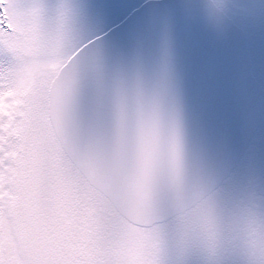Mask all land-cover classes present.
<instances>
[{"label": "snow or ice", "instance_id": "snow-or-ice-1", "mask_svg": "<svg viewBox=\"0 0 264 264\" xmlns=\"http://www.w3.org/2000/svg\"><path fill=\"white\" fill-rule=\"evenodd\" d=\"M0 264H264V0H0Z\"/></svg>", "mask_w": 264, "mask_h": 264}, {"label": "water", "instance_id": "water-1", "mask_svg": "<svg viewBox=\"0 0 264 264\" xmlns=\"http://www.w3.org/2000/svg\"><path fill=\"white\" fill-rule=\"evenodd\" d=\"M135 134H136V139H137L138 145L143 147L148 140L147 134L145 133L144 130L139 129V128L136 130ZM190 186H191V190H192L193 194H195V195H200L202 192L206 191L207 179H206L205 175L203 174V172H201L198 169L193 170L191 172V174H190ZM209 193H207V195Z\"/></svg>", "mask_w": 264, "mask_h": 264}, {"label": "rangeland", "instance_id": "rangeland-1", "mask_svg": "<svg viewBox=\"0 0 264 264\" xmlns=\"http://www.w3.org/2000/svg\"><path fill=\"white\" fill-rule=\"evenodd\" d=\"M209 196H211V195H209Z\"/></svg>", "mask_w": 264, "mask_h": 264}]
</instances>
